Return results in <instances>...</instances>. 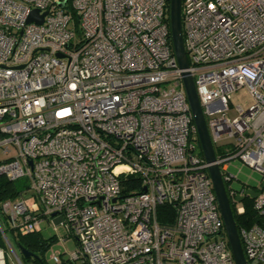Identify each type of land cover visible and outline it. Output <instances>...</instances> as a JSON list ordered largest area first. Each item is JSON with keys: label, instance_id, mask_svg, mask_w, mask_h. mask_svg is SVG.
<instances>
[{"label": "built area", "instance_id": "1", "mask_svg": "<svg viewBox=\"0 0 264 264\" xmlns=\"http://www.w3.org/2000/svg\"><path fill=\"white\" fill-rule=\"evenodd\" d=\"M168 5L0 0V176L26 180L1 210L19 234L61 215L76 248L67 259L51 251L55 264H235L183 71L236 214L237 198L257 192L259 221L238 236L247 264H264V178L256 188L227 185L234 158L264 174V0H181L185 70ZM33 9L41 23L26 22ZM132 178L140 189L122 184ZM163 204L175 210L171 224L157 220Z\"/></svg>", "mask_w": 264, "mask_h": 264}, {"label": "water", "instance_id": "2", "mask_svg": "<svg viewBox=\"0 0 264 264\" xmlns=\"http://www.w3.org/2000/svg\"><path fill=\"white\" fill-rule=\"evenodd\" d=\"M64 4L65 1H62L60 3V6H63ZM43 16L44 14L38 15L37 9H33L30 11L26 22L41 23ZM169 25L171 43L177 64L180 69L185 70L188 67V61L186 53L184 51L182 40L181 0H169ZM58 56L60 57L61 55L58 54ZM181 76L193 121L196 127L197 138L200 144L202 155L205 161L210 164L208 166V173L211 178L214 194L222 217L230 251L232 253L235 264H247L225 191L224 183L219 172V168L216 164L213 163L215 161L214 149L209 138L204 115L197 97L193 79L187 71H183ZM244 194H248L251 198H255L257 192L251 189H246L244 191ZM243 198V196H239L237 200L242 201ZM17 250L25 258L36 257L32 252L28 251L21 245L17 246Z\"/></svg>", "mask_w": 264, "mask_h": 264}, {"label": "trees", "instance_id": "3", "mask_svg": "<svg viewBox=\"0 0 264 264\" xmlns=\"http://www.w3.org/2000/svg\"><path fill=\"white\" fill-rule=\"evenodd\" d=\"M169 2V0H168ZM169 6V5H168ZM69 4L67 5V8L69 9ZM168 17L167 21L169 22V8L167 11ZM76 23V21H75ZM170 26V25H169ZM198 144L199 141L197 140ZM200 147V144H199ZM200 153L202 154L201 148H199ZM216 153V150H215ZM18 180H9L5 176H0V248L4 250V252H7V244L5 243L3 234L6 236L7 240L9 241L12 248H14L16 251L17 246L21 245L28 251L32 252L36 257H30L25 258L23 257L19 252L20 261L22 264H26L27 259H32L35 264H43V261L39 258L37 255V251H45L49 247V240H45L35 231L28 234H19L15 233V229L10 227L9 223L7 222V219L5 215L3 214L1 210V204L6 200H15L17 199L22 191L24 190L26 184L23 186H19L16 184ZM132 184H129L131 183ZM122 184L126 186V189H140V181L138 178H132V179H126L122 181ZM253 199L249 196H245L242 199V204L244 205V212L240 215L236 214L234 208L232 205H230L232 215L234 218L235 226L237 229V232L239 233L241 226H249L252 223L258 222L259 217L256 215V213L253 210ZM175 216V210L171 205L163 204L160 205L157 208V220L161 224H171L174 220ZM3 225L6 226V230L3 229ZM3 232V234H2ZM7 232H10L12 235H14L15 244L16 247H14L9 240L7 236ZM7 264L8 261L6 262Z\"/></svg>", "mask_w": 264, "mask_h": 264}, {"label": "rangeland", "instance_id": "4", "mask_svg": "<svg viewBox=\"0 0 264 264\" xmlns=\"http://www.w3.org/2000/svg\"><path fill=\"white\" fill-rule=\"evenodd\" d=\"M244 92H240L233 98V103L236 105L240 103L239 97H245ZM197 148L199 149V144H197ZM5 155H3L0 151V160L4 159ZM228 163V172L232 175H235L236 178H233L227 185H229L232 189L239 191L243 186L256 188L260 185L262 178H264V174L254 170L249 167L245 163H243L240 159L234 158L230 160ZM17 185L23 186L26 184V180L20 179L16 182ZM239 204H242L239 203ZM63 218L61 215L57 214L51 217H48L41 221L36 226V232L45 240H49V247L45 251H37V255L43 261V264H55L50 258L51 251H60L63 252L66 250L67 252L62 255L63 259L68 258V253L72 252L76 248L75 240L67 235V232L62 224ZM3 229L6 230V226L3 225ZM12 245L16 247L15 237L10 232L6 233ZM65 238V240H63ZM7 261L9 264H22L20 261L19 253L13 248V252L8 249L7 251ZM26 264H35L32 259H27ZM67 264H76L74 262H70Z\"/></svg>", "mask_w": 264, "mask_h": 264}]
</instances>
